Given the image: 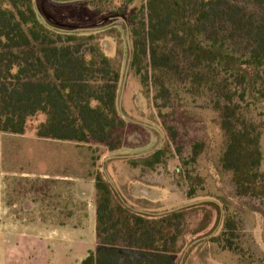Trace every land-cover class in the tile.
Segmentation results:
<instances>
[{
  "label": "trees",
  "instance_id": "16d2710c",
  "mask_svg": "<svg viewBox=\"0 0 264 264\" xmlns=\"http://www.w3.org/2000/svg\"><path fill=\"white\" fill-rule=\"evenodd\" d=\"M132 1L112 14L126 16L129 68L151 95L165 141L127 161L146 171L176 157L189 203L140 211L121 199L98 165L96 245L81 264H176L188 234L208 236L222 251H241L237 212L195 173L209 141L190 136L185 123L196 110L210 115L221 137L217 175L230 181L235 197L258 199L264 212V0H144L127 14L123 7ZM87 2L104 12L98 5L107 1ZM101 32L59 30L43 21L34 0H0V132L23 135L41 115L37 138L87 145L93 166L121 149L130 126H142L118 105L124 49L107 55ZM107 32L119 42L115 25ZM193 213L202 217L188 232ZM220 221V233L210 235Z\"/></svg>",
  "mask_w": 264,
  "mask_h": 264
},
{
  "label": "rangeland",
  "instance_id": "374dc122",
  "mask_svg": "<svg viewBox=\"0 0 264 264\" xmlns=\"http://www.w3.org/2000/svg\"><path fill=\"white\" fill-rule=\"evenodd\" d=\"M106 1L98 5L104 12L95 11L87 0H35V3L40 17L52 27L64 31H103L101 45L111 57L116 56L118 47L124 49L118 105L130 123L142 127L130 126L120 150L133 156L120 155L119 166L112 171L109 164L103 166L105 155H101L93 166L92 153L87 145L37 138L34 126L42 120L41 115L29 121L23 135L0 132V156L3 155L4 165L13 168V175L8 176L3 193L10 215L1 223L5 227L1 231L9 229V232H0V264H81L96 245L91 178L98 165L104 167L106 177L119 194L140 211L171 210L189 203L184 198L186 182L182 170H178L180 163L176 157L166 165L146 171L131 167L126 160L147 155L161 146L165 132L151 95H144L138 76L129 67L127 70L130 42L126 36V16L112 14L126 0ZM143 1L133 0L125 5V13H131ZM114 25L119 42L107 34ZM196 113L195 120H187L185 129L190 136L206 137L210 147L196 165L195 173L202 175L203 184L237 212L241 229L236 241L241 251H222L206 242L208 236L188 247L199 237L188 234L176 264H264L263 206L256 198L235 197L230 181L217 175L214 160L221 139L219 130L209 121L210 115L206 111L196 110ZM262 148L264 154V134ZM262 170L264 172V159ZM39 172L77 177L56 185V180L41 177ZM134 179L140 180L136 192L139 197L144 195V199L133 197L135 194L129 186ZM148 194L161 200H153L147 197ZM201 217L200 213L190 215L188 232L197 228ZM60 223L64 227H57ZM221 228L220 221L210 235L219 234Z\"/></svg>",
  "mask_w": 264,
  "mask_h": 264
},
{
  "label": "crops",
  "instance_id": "0c3cea01",
  "mask_svg": "<svg viewBox=\"0 0 264 264\" xmlns=\"http://www.w3.org/2000/svg\"><path fill=\"white\" fill-rule=\"evenodd\" d=\"M139 123L142 124V125L144 124L142 122H139ZM41 140H44V141H53V140H46V139H41ZM118 154H119V156H118ZM122 154L124 155L123 157H132L133 156L132 154H129V153L128 154L127 153H122L121 150L119 149L116 153H114L112 155H108V156H106L104 158V161H105L104 163H106L108 161L107 164H109V168H110L111 171L113 170L114 167H117L118 168L119 163H120V160H121V159H118V158ZM107 164H106V166H107ZM12 169L13 168L8 167V165H4L3 164V155H1L0 156V232L5 233V234L7 232H9L8 231L9 229H5V230L1 231V228H5L4 226H2L1 223H2V219L3 218L5 219L10 214H9V206L6 204L5 198L3 197V193H4V188H5V185H6L8 176L13 175V170ZM135 169H139V168H135ZM39 173H41V174H39V175H41V177L50 178V179L56 180V182H55L56 185H57V182L63 183L64 181L74 180L77 177V176H74V175H71V174H58L57 172H54V173L53 172L52 173L39 172ZM135 182H137V184ZM140 183L141 182H140L139 179H134V181H132V185L129 186V189L131 190V192H133V194H135L134 196L132 195L134 198H141L142 197V196L139 197V194H137V192H136L137 191L136 190L137 189V186ZM91 186H93L92 187V190H91V193H92V196H94L95 187H94V179L93 178H91ZM147 197H151L153 200H161L160 198L157 199V197H155V196H149V194L147 195ZM142 198L144 199V195H143ZM92 213H93V216H95V205L93 207V212ZM57 227H64V226L63 225H60V226H57Z\"/></svg>",
  "mask_w": 264,
  "mask_h": 264
},
{
  "label": "water",
  "instance_id": "95a60500",
  "mask_svg": "<svg viewBox=\"0 0 264 264\" xmlns=\"http://www.w3.org/2000/svg\"><path fill=\"white\" fill-rule=\"evenodd\" d=\"M34 2H35V0H34ZM35 5H36V3H35ZM42 19H43V18H42ZM43 21H44L46 24L49 25V23H48L47 21H45L44 19H43ZM128 67H129V64H128V66H127V70H128ZM126 74H127V71H126ZM126 74H125V77H126ZM103 166H104V162H103ZM103 171H104V167H103ZM113 188L115 189V191L118 192V190H117L114 186H113ZM118 193H119V192H118ZM119 196H120L121 199L124 201L123 197H122L120 194H119ZM183 206H185V205H183ZM183 206H181V207H183ZM178 208H180V207H178ZM175 209H177V208H175ZM175 209H171V210H175ZM171 210H167V211H171ZM202 238H204V237H201V238L195 239L192 243L189 244L188 247H190L192 244L198 242V241L201 240Z\"/></svg>",
  "mask_w": 264,
  "mask_h": 264
}]
</instances>
